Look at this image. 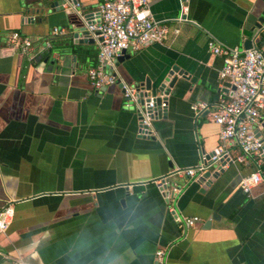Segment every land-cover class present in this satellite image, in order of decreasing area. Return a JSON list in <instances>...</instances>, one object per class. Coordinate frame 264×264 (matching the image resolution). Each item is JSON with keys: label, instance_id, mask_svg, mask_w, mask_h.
Returning a JSON list of instances; mask_svg holds the SVG:
<instances>
[{"label": "crops", "instance_id": "obj_1", "mask_svg": "<svg viewBox=\"0 0 264 264\" xmlns=\"http://www.w3.org/2000/svg\"><path fill=\"white\" fill-rule=\"evenodd\" d=\"M53 1L0 0V208L13 210L0 232V264H156L158 249L165 264H264V184L242 194L247 171L237 164L216 165L212 182L175 174L218 145L206 112L189 110L217 101L221 59L208 41L259 46L264 0H187L185 22L176 21L181 0H148L151 19L179 33L125 53L116 77L139 86L175 65L188 80L176 81L165 117L140 138L118 85L95 91L86 78L95 43H71L98 0H75L76 10L50 9ZM12 32L32 41L30 53L9 47ZM256 133L264 139V116ZM162 177L180 187L167 203L156 187ZM215 209L219 219L204 227ZM175 217L199 221L182 231Z\"/></svg>", "mask_w": 264, "mask_h": 264}, {"label": "built area", "instance_id": "obj_2", "mask_svg": "<svg viewBox=\"0 0 264 264\" xmlns=\"http://www.w3.org/2000/svg\"><path fill=\"white\" fill-rule=\"evenodd\" d=\"M64 1L74 10L79 8L76 1L72 4V0ZM187 10V0H181L177 22L186 21ZM85 23L86 34L97 49L96 64L86 71V78L95 91L119 81L114 63L122 52L134 53L147 44H162L169 36L179 33L177 28H170L166 23L151 19L148 0H98L95 10L89 13ZM59 33L56 28L51 31L52 35ZM6 42L13 51L22 55L32 51V41L17 32H12ZM41 48H49L47 40L42 41ZM207 49L210 54L221 59L217 101L210 108L206 103H192L189 110L195 117L206 112L210 121L218 127V145L212 153L199 154L197 165L183 170L177 169L175 174L193 179L210 172L216 165L219 170L224 165L237 164L247 171L237 184L241 193L246 196L254 187L264 184V142L256 136V130L261 126L264 116V42L259 46L238 51L208 41ZM119 83L123 89L122 97L131 100V103L125 101L124 104V107L129 108L132 102L137 101L134 97L136 89L120 81ZM162 97L160 95L159 99ZM153 99L154 97H150L142 109L136 105L141 118L139 135L143 137L152 134V119L148 110L154 108ZM159 107L164 108L165 103L160 101ZM165 179L157 181V185H166ZM170 191L176 196L180 187L173 184ZM12 218L11 205L0 208V232L9 227ZM198 221L197 217H175L177 227L182 231L191 228ZM0 259L6 257L0 253ZM154 261L156 264H165L163 249L155 251Z\"/></svg>", "mask_w": 264, "mask_h": 264}, {"label": "water", "instance_id": "obj_3", "mask_svg": "<svg viewBox=\"0 0 264 264\" xmlns=\"http://www.w3.org/2000/svg\"><path fill=\"white\" fill-rule=\"evenodd\" d=\"M74 2L75 0H72L71 4ZM63 4H65L64 0H55L49 5V7L50 9H52L53 7L56 8L59 6L58 8H61L60 10H62L61 6ZM69 36L71 38V43L74 46L92 43V40L88 38L84 27L76 28L75 32L71 33V35ZM251 47L252 46H251L250 40H245L243 42L244 50L250 49ZM127 58H128V55L122 52V55L116 58L114 64L117 65L118 63H121L124 59H127ZM178 79L188 80V75L186 71H184L183 69H179L177 66L173 65L164 72V76L161 77V79H157L156 81H153V82H151V80L149 79H146L143 82V84L139 86H134L136 89V93L134 97L136 98L137 101L135 103L132 102L131 110H134V114L137 119V131H136L137 137L140 138L143 136L139 135L141 118H140L139 113L137 112L136 105L142 109L143 104L148 102L150 97H154L153 99L154 108L149 109L148 113L150 114L152 121L155 119H160V118L163 119L166 114L165 112L166 97L168 96L169 91L173 88L174 84L176 83ZM114 85H118L119 89L121 90V94L123 95V89H121V84L119 83V81H117ZM224 86L228 87L227 84H224ZM160 95L163 96L161 99H159ZM124 101H129L131 103V100L129 98L124 99ZM160 101H163L165 103L164 108L159 107ZM204 115L206 114H203V116ZM256 136L259 137V133H256ZM261 140L264 142L263 138ZM215 176H216V173L213 176H211L210 172L208 171V172L203 173L201 176H198V180L199 181L207 180L208 182H212ZM162 179H165V177H162ZM172 185L173 184H170L168 182L166 185H163L162 187H159L158 185H156L165 203L169 202L170 200L174 198V194L170 191V187ZM127 194L128 193L126 192V195ZM120 204L123 205V201H120ZM218 219H219V216L217 215V210L215 209L213 213L210 215L209 220L204 222L203 226L207 228L209 227V224L211 221H217Z\"/></svg>", "mask_w": 264, "mask_h": 264}]
</instances>
